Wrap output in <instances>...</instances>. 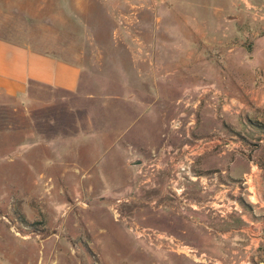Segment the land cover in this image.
<instances>
[{
  "label": "rangeland",
  "instance_id": "1",
  "mask_svg": "<svg viewBox=\"0 0 264 264\" xmlns=\"http://www.w3.org/2000/svg\"><path fill=\"white\" fill-rule=\"evenodd\" d=\"M226 5L0 0V38L81 68L73 92L31 83L22 97L0 96V264L209 263L206 254L187 252L203 253L198 246L178 242L162 226L172 216L182 227L171 231L177 236L197 219L189 200L172 202L179 216L167 211L163 198L182 187L170 182L172 161L188 137L230 141L197 158L214 155L201 174L195 160L193 171L208 185L191 181L192 194L215 190L227 166L216 154L230 148L239 158H253L260 170V198L248 197L247 175L230 181L238 188L230 201L210 198L206 209L220 224L215 235L227 231L221 224L230 215L235 222L244 221L241 215L264 221V23L229 34ZM196 14L215 16L211 31L203 24L210 39L205 45L234 51L200 54L191 31ZM183 63L190 66L178 67ZM243 144L252 147L248 156ZM215 200L224 213L213 209ZM135 228L151 235L140 237Z\"/></svg>",
  "mask_w": 264,
  "mask_h": 264
},
{
  "label": "crops",
  "instance_id": "2",
  "mask_svg": "<svg viewBox=\"0 0 264 264\" xmlns=\"http://www.w3.org/2000/svg\"><path fill=\"white\" fill-rule=\"evenodd\" d=\"M199 5L200 8H202V5L204 4L200 3ZM226 7L227 9L225 14H223V19L226 21L224 28L230 31L229 34L233 35L234 33L239 32V30H245V32H247L246 30L250 29L248 26L249 23H255L257 27L261 26V21L264 23V1L227 0ZM262 11L263 13H261ZM259 13H261L260 16ZM205 17L206 16L202 14H196V16L193 17L194 28H192L191 31L200 39L201 49L199 50V53L201 54L205 51L209 53H213V51H234L235 48H233L232 45H205V43L210 42V39L205 38L207 32L203 31V24L209 28V31H211L213 29L212 20L215 16L212 15L209 18ZM261 18L263 20H260ZM186 66L189 67L190 64L183 63L182 66L178 67L186 68ZM80 79L81 68L77 62L32 48L28 44L21 43V40L4 37L0 38V96L22 97L25 95L27 87L31 83L42 84L60 90L73 92L78 89ZM263 97L264 96L261 95L260 101H264ZM182 114L184 116L185 113ZM247 127V132L252 130L250 126ZM186 131L188 132L189 129ZM251 148L252 147L249 144H243L241 147V153L248 156ZM231 151H233V148H230L229 151H222L219 154H216L217 158L225 159L224 163H226L227 166L225 169L221 170V172L224 173H221L216 179L218 181L213 184V188H215L213 192L208 191L205 193L203 192L204 194H202L197 191L196 194H192L190 192V186L193 185L194 182L190 183L191 181L189 180L179 182L180 185H183L184 190H181L182 193H175L173 190H177L176 187H173V190L171 189L172 195L170 196L172 200L167 196L163 197L167 205L166 207H168L167 211L179 216L181 213L176 211V207L172 202L177 203L179 202L178 199L181 198L189 200V203H191L190 206L193 209H196L195 211L192 210L194 218L197 216V219L195 218L196 220L194 221H191L192 215L186 217V219L190 218V227L186 226L187 228L180 233H177L178 235L176 236L171 231L175 228L182 227L180 224H176V222L173 221L172 216L162 220V226L171 230L168 232L169 236L172 238L176 237V239L179 240L178 242L198 246L208 258H222L226 264H264V221L250 220L247 219L249 218L248 216L241 215L244 221L235 222L232 215H230L229 219L221 224L226 225L227 231L222 234V237H218L214 232L219 229L220 224L212 220V217H214L212 216L213 214L209 213L207 211L208 209H206L210 202V198L213 199L216 198V196L225 195L226 201H230V198L237 193L236 191L238 189L237 186L235 187L230 181L236 177L239 178L242 175H247L249 177L247 187L251 192L248 197L252 198V196H254L258 199L262 194L259 190L261 187L259 177L260 170L254 162V159L239 158L238 153L232 154ZM212 158H214V155L207 154L202 159H197L199 161L198 169L200 174L202 173L200 171L208 168ZM233 166L237 167L234 168ZM162 168H165L166 170L167 166L162 165ZM252 189L254 190L252 191ZM180 194H182V196H179ZM157 198L158 197L155 199ZM162 204H164V201ZM186 210L189 211V209ZM203 228L209 230L207 235L203 236ZM195 233H199V236H203V238L200 239ZM168 239L169 240L165 241L169 242L172 240L170 238ZM219 248L221 250H219ZM190 260L191 258H184L182 262H184L183 264H191L189 263ZM192 264L204 263L200 261ZM206 264L209 263L207 262Z\"/></svg>",
  "mask_w": 264,
  "mask_h": 264
},
{
  "label": "built area",
  "instance_id": "3",
  "mask_svg": "<svg viewBox=\"0 0 264 264\" xmlns=\"http://www.w3.org/2000/svg\"><path fill=\"white\" fill-rule=\"evenodd\" d=\"M189 140L185 141L178 152L174 154L172 163L176 166L175 168L172 167L171 171V183L176 184L178 187L177 190H182L183 185H179V182L183 181H195L198 180L200 185L203 189H206L208 185V178L206 176H200L193 171V166L195 160L201 156L206 151H209L215 148L217 145L221 144V140L225 141L224 146L228 147L230 141L228 139L219 137V136H212L209 139L205 138H191L188 137ZM214 206L213 209H216L219 213H224L223 205L219 201H213ZM188 253H192L195 257H201L204 253L197 254L196 250L192 248L187 249ZM210 264H222L221 261L217 259L208 258Z\"/></svg>",
  "mask_w": 264,
  "mask_h": 264
},
{
  "label": "bare ground",
  "instance_id": "4",
  "mask_svg": "<svg viewBox=\"0 0 264 264\" xmlns=\"http://www.w3.org/2000/svg\"><path fill=\"white\" fill-rule=\"evenodd\" d=\"M214 205H216V204H214ZM136 229V232L138 233V235L140 236V237H142V236H150L151 234H146V232H145V230H143V229H141V230H138L137 231V228H135ZM162 236L161 235H158V238L160 239ZM150 243H151V241H150ZM159 245H160V243H159Z\"/></svg>",
  "mask_w": 264,
  "mask_h": 264
},
{
  "label": "water",
  "instance_id": "5",
  "mask_svg": "<svg viewBox=\"0 0 264 264\" xmlns=\"http://www.w3.org/2000/svg\"><path fill=\"white\" fill-rule=\"evenodd\" d=\"M136 163H137V161H136Z\"/></svg>",
  "mask_w": 264,
  "mask_h": 264
}]
</instances>
